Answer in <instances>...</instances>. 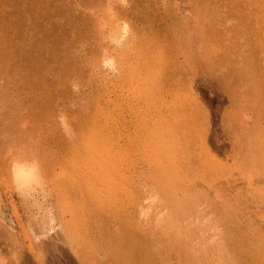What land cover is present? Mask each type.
Listing matches in <instances>:
<instances>
[{"label": "rangeland", "instance_id": "obj_1", "mask_svg": "<svg viewBox=\"0 0 264 264\" xmlns=\"http://www.w3.org/2000/svg\"><path fill=\"white\" fill-rule=\"evenodd\" d=\"M0 264H264V0H0Z\"/></svg>", "mask_w": 264, "mask_h": 264}]
</instances>
